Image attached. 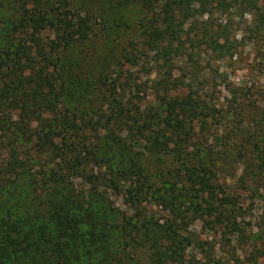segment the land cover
Returning <instances> with one entry per match:
<instances>
[{
	"label": "rangeland",
	"instance_id": "rangeland-1",
	"mask_svg": "<svg viewBox=\"0 0 264 264\" xmlns=\"http://www.w3.org/2000/svg\"><path fill=\"white\" fill-rule=\"evenodd\" d=\"M72 3L89 14L93 34L65 51L62 61L72 84L54 106L42 109L40 118L78 125L67 142L85 154V170L66 173L59 156L29 146L36 141L19 146L17 157L24 160L29 151L34 161L28 171L39 179L55 172L77 197L97 195L119 213H138L127 189L138 184L147 190L138 210L167 220L178 244L179 260L166 264H264V0H238L226 12L192 16L177 27L180 40L171 46L166 40L152 44L146 32L152 14L137 0ZM52 35L43 33L44 38ZM213 40L225 43L222 52L212 49ZM193 92L201 107L199 119L189 115L182 129L171 133L164 99ZM163 129L173 143L151 150V136ZM55 142L64 146L60 138ZM201 147L217 151V177L209 178L215 205L226 194L238 195L235 206L224 211L227 218L192 217L190 203L198 199L186 182L184 165L192 166L206 154ZM9 153L7 139L0 135V169ZM5 182L0 199L6 193L2 188L15 189ZM15 184L32 187L26 176Z\"/></svg>",
	"mask_w": 264,
	"mask_h": 264
},
{
	"label": "trees",
	"instance_id": "trees-1",
	"mask_svg": "<svg viewBox=\"0 0 264 264\" xmlns=\"http://www.w3.org/2000/svg\"><path fill=\"white\" fill-rule=\"evenodd\" d=\"M137 1L152 14L146 30L152 44L161 45L166 40L171 46L180 40L177 27L187 19L211 14L213 10L226 12L238 0ZM157 7L159 11L155 12ZM0 22H3L0 26V135L7 139L10 150L5 167L0 169V186H4L8 174H14V178H6L5 186L10 185L7 181L15 186L14 190L2 188L6 193L0 199V264H166L178 261L180 254L175 249L178 244L168 221L146 217L138 210L141 194L147 191L138 184L126 191L130 206L138 213H119L107 207L97 195H90L88 200L77 197L66 181L65 186L59 181L55 172L41 175L39 179L38 173L28 171L34 161L32 155L28 156L29 151L25 152L24 160L17 157L19 146L36 141L29 146L35 147V152L50 151L59 156V165L66 168V173L78 174L85 170L82 165L85 154L81 155L78 145L71 149L73 143L67 142L78 125L74 121L68 124L63 118L53 124L42 120L40 115L47 104L52 107L63 98L66 88L72 84V75L64 69L62 60L66 50L91 38L93 27L89 14L74 7L72 0H0ZM46 31L53 37L44 38ZM211 46L222 52L226 45L213 40ZM194 94L188 93L181 99H164L165 125L171 133L182 129L189 115L199 119L198 108L201 107ZM112 102H117L118 113L123 115L116 97ZM165 133L163 129L151 136V150L161 149V146L168 148L173 143ZM56 138H60L64 146L57 145ZM200 151L206 154L196 157L194 165H184L186 182L194 187L190 190L198 199L190 203L192 217L215 214L217 219L227 218L224 211L228 206H235L238 195L226 194L215 205L212 198L216 194L209 190V178L217 177L214 163L217 151L210 147H201ZM132 172L137 174V169ZM24 176L30 181L31 189L15 184V179ZM109 181L113 184L112 179ZM4 199H8L7 205ZM201 199L204 206L200 205ZM202 220L207 222V219Z\"/></svg>",
	"mask_w": 264,
	"mask_h": 264
}]
</instances>
